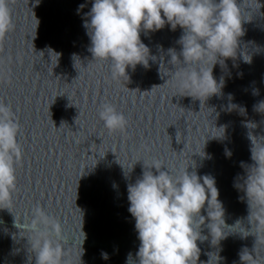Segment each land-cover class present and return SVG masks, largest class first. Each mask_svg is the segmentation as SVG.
Returning <instances> with one entry per match:
<instances>
[{"label":"clouds","instance_id":"1","mask_svg":"<svg viewBox=\"0 0 264 264\" xmlns=\"http://www.w3.org/2000/svg\"><path fill=\"white\" fill-rule=\"evenodd\" d=\"M8 5L9 0H0V41L13 27ZM241 5L237 0H94L83 24L91 41L88 51L94 59L110 63L114 79L127 76L129 66L135 69L142 64L147 68L149 58L156 59L150 57L149 48L141 41L142 31H156L166 23L172 30L179 26L184 30L178 41L182 45L179 55L186 66L177 73L178 86L187 91V96L206 100L223 87V79L218 84L213 77V66L220 63L223 67L226 59L236 57L238 38L244 34ZM84 7L85 4L79 5L78 12ZM169 55L171 64L180 61L175 50L169 49ZM243 59L250 63L245 55ZM207 63L210 67H193ZM262 105L264 102L256 109L261 111ZM99 118L110 133L123 131L127 125L124 114L111 104L101 106ZM250 125L254 124H246ZM19 129L11 106L0 101V209L9 210L16 187L15 166L22 156ZM249 139L255 163L246 166L244 190L249 219L256 221L259 232L264 230V143L258 146L251 134ZM162 166L158 161L145 166L142 177L127 186L128 211L135 219L140 244L136 260L129 253L126 264H197L200 253L197 241L208 239L200 231L206 219L201 210L206 204L212 244L216 245L226 235L224 229L228 226L214 178L200 177L196 171L189 172L188 167L173 174L169 169L161 170ZM32 229L37 235L31 245L35 264H62L61 247L51 239L61 232L59 221L37 206ZM101 255L103 259L109 258L107 253Z\"/></svg>","mask_w":264,"mask_h":264}]
</instances>
